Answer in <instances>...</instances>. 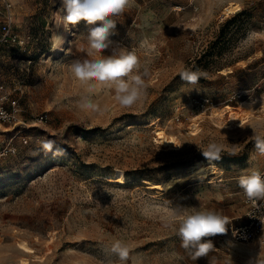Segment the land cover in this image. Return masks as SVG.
Listing matches in <instances>:
<instances>
[{"label":"rangeland","instance_id":"374dc122","mask_svg":"<svg viewBox=\"0 0 264 264\" xmlns=\"http://www.w3.org/2000/svg\"><path fill=\"white\" fill-rule=\"evenodd\" d=\"M8 1L23 44L0 53V90L19 98L25 125L0 123V151H8L0 158V264H102L117 259V239L132 244L135 264H264L259 240H231L236 221L207 238L214 247L197 261L165 226L193 207L230 221L246 214L238 178L264 169L254 147V135L264 136V0H132L114 17L112 37L117 51L135 52L141 73L148 69L146 95L131 107L113 88L97 83L90 93L73 77L75 61L92 59L90 26L57 28L61 0ZM229 3L240 9L225 12ZM5 15L1 0L0 24ZM185 68L200 71L198 83L181 80ZM84 98L101 110L80 109ZM203 99L217 108L193 105ZM46 140L55 141L51 151ZM213 142L222 151L210 161L201 150ZM199 163L208 178L166 193L148 187ZM117 174L127 183L109 181Z\"/></svg>","mask_w":264,"mask_h":264},{"label":"clouds","instance_id":"9594fccd","mask_svg":"<svg viewBox=\"0 0 264 264\" xmlns=\"http://www.w3.org/2000/svg\"><path fill=\"white\" fill-rule=\"evenodd\" d=\"M61 3L62 14L59 11L57 13V28L62 27L64 31H70L69 26L81 22L90 26L86 40L87 53L92 59L75 61L70 66L73 77L86 86L90 93L95 90L97 83L113 88L115 99L122 107H131L140 101L146 95L147 85L144 77L148 75V69L145 68L141 73L140 61L135 52L124 49L117 51L113 45L118 42L112 39L117 29L114 17L123 14L132 0H61ZM109 50L111 54L104 55ZM178 75L181 80L194 85L198 83L201 73L199 70L185 68ZM78 106L82 110L92 112L101 110L88 98L82 99ZM54 145L55 141L46 140L42 146L44 150L51 151ZM254 147L260 155H264V136L254 135ZM201 151L206 159L219 160L222 147L213 142ZM238 184L243 190V195L253 205L264 201V175L261 172L251 170L249 174L241 175ZM230 222L228 217L216 211L198 210L193 207L181 215L173 214L165 226L174 228L181 240V247L188 251L193 261H197L214 247L212 240L207 238L225 234ZM110 251L117 259H109L102 264H128L130 260L135 264L134 258L130 256L131 243L117 239L111 244Z\"/></svg>","mask_w":264,"mask_h":264},{"label":"built area","instance_id":"2783aa9c","mask_svg":"<svg viewBox=\"0 0 264 264\" xmlns=\"http://www.w3.org/2000/svg\"><path fill=\"white\" fill-rule=\"evenodd\" d=\"M6 15L0 24V53L5 49L13 46H21L22 38L16 32L14 18L12 13V4L8 0H4ZM242 98L241 94L235 95L229 101H237ZM193 105L203 111L211 112L217 108L216 103L212 99L194 100ZM22 107L19 98L10 92H2L0 90V123L19 127L25 125L22 120ZM48 115H41L38 119L40 123H45ZM8 151H0V158L7 155ZM264 175V169L260 171ZM244 204L247 208L244 217L238 219L245 220L237 225L230 227V237L233 242L247 244L259 240L264 244V201H260L253 205L244 196ZM245 218V219H244Z\"/></svg>","mask_w":264,"mask_h":264},{"label":"bare ground","instance_id":"6f19581e","mask_svg":"<svg viewBox=\"0 0 264 264\" xmlns=\"http://www.w3.org/2000/svg\"><path fill=\"white\" fill-rule=\"evenodd\" d=\"M240 9V5L236 4V3H229V6L225 9V12L232 11H238ZM230 120H235L236 117L231 114L229 117ZM196 128V125H193V129ZM162 138V137H161ZM166 138V137H165ZM162 141L166 142L167 144L172 142L173 140L171 138H166V139H162ZM192 170V169H191ZM209 171L207 170V168H205L201 163H199L195 169H193L191 172L187 173V174H183L181 176L172 178V179H168L162 183H151V182H147L148 187L151 190H157L159 192H169L172 189H174L177 185H185L187 183H189L190 181L196 180L198 178H208L209 177ZM109 181L113 182L114 184L117 185H124L127 183L125 177L121 174H117L113 177L108 178ZM22 247H24L26 250L31 251V249L26 245V244H21Z\"/></svg>","mask_w":264,"mask_h":264},{"label":"crops","instance_id":"0c3cea01","mask_svg":"<svg viewBox=\"0 0 264 264\" xmlns=\"http://www.w3.org/2000/svg\"><path fill=\"white\" fill-rule=\"evenodd\" d=\"M0 1H1V0H0ZM2 1H4V0H2ZM246 209H247V208H246ZM240 218H242V217H232V218H231V222L236 221L237 224H239L240 222H238L237 220L240 219ZM237 224H236V225H237ZM233 225H234V224H231L230 227L233 226ZM230 227H229V228H230Z\"/></svg>","mask_w":264,"mask_h":264},{"label":"trees","instance_id":"16d2710c","mask_svg":"<svg viewBox=\"0 0 264 264\" xmlns=\"http://www.w3.org/2000/svg\"><path fill=\"white\" fill-rule=\"evenodd\" d=\"M172 190H173V189H172ZM172 190H171V191H172Z\"/></svg>","mask_w":264,"mask_h":264}]
</instances>
